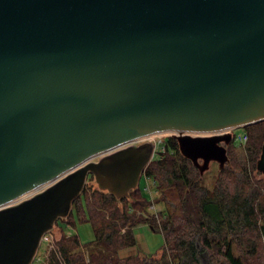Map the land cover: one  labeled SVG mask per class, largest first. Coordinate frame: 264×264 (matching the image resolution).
<instances>
[{"label": "water", "instance_id": "95a60500", "mask_svg": "<svg viewBox=\"0 0 264 264\" xmlns=\"http://www.w3.org/2000/svg\"><path fill=\"white\" fill-rule=\"evenodd\" d=\"M263 121L264 0H0V264H32L88 178L127 198L135 142L203 176Z\"/></svg>", "mask_w": 264, "mask_h": 264}, {"label": "trees", "instance_id": "16d2710c", "mask_svg": "<svg viewBox=\"0 0 264 264\" xmlns=\"http://www.w3.org/2000/svg\"><path fill=\"white\" fill-rule=\"evenodd\" d=\"M243 133L246 143L227 147L229 163L217 169L209 187L170 138L142 174L155 182L153 201L139 186L116 199L85 185L68 217L58 221L67 227L74 226V218L88 222L93 240L82 244L57 221L54 244L64 264H264V176L256 171L264 123ZM157 204L163 210L149 214L147 209ZM143 225L162 235L161 249L120 258V250L136 244L133 229ZM49 264H58L55 253Z\"/></svg>", "mask_w": 264, "mask_h": 264}, {"label": "rangeland", "instance_id": "374dc122", "mask_svg": "<svg viewBox=\"0 0 264 264\" xmlns=\"http://www.w3.org/2000/svg\"><path fill=\"white\" fill-rule=\"evenodd\" d=\"M260 123H264L263 122H260ZM259 124V123H257ZM255 125V124H254ZM252 126V125H251ZM233 132V135L235 137H237L238 135L240 134H243L244 131H241L240 129H236ZM161 135H164V134H161ZM155 138H151L153 141L156 140L158 141L160 139V135H156L154 136ZM163 137H165L166 139V135H164ZM162 137V138H163ZM236 142L238 143L236 146L238 147L240 144L239 142L236 140ZM163 144L164 143H160L157 147H156V152L159 153L160 151H162V147H163ZM236 153H240L241 151V148H236L234 150ZM157 153L153 156V159H155L157 157ZM217 169H218V165L215 164V163H211L210 164V167H209V170L206 171L204 174H203V184L206 185V186H211L212 183L214 182L216 176H217ZM91 186L92 188L94 189H98L97 188V185L95 184L94 180H90V178H88L86 180V186ZM138 186L143 187V183H142V179L140 178V181L138 183ZM154 198H156L158 196V194H153ZM155 210L156 211H161L163 210V206L162 204H157L155 206ZM56 225L59 226V228L62 229V231L66 234H74L76 235L80 242L82 244H87L89 242H91L93 240V233H92V229H91V226L88 222H81L79 221L77 218H74V226L73 227H67L66 225H64V223L62 222H57ZM140 230L142 231V242H141V245L144 247L145 251H139L140 253H144V254H149V255H152V254H155L158 250L161 249V247L163 246V238H162V235L158 232H153L148 226L146 225H143V226H140L139 227ZM49 233V237L51 236V238H53V241H54V238L55 236L58 235V227H55L53 228ZM42 252L43 250L39 249V251L37 252L36 254V257H41L43 256L42 255ZM32 264H38L36 262H33Z\"/></svg>", "mask_w": 264, "mask_h": 264}, {"label": "built area", "instance_id": "2783aa9c", "mask_svg": "<svg viewBox=\"0 0 264 264\" xmlns=\"http://www.w3.org/2000/svg\"><path fill=\"white\" fill-rule=\"evenodd\" d=\"M151 138H153V137L151 136V137H148L145 139H141L139 141H150L153 143V145L155 147H157L160 144V140H158V141L154 140L153 141ZM235 139L239 142L240 145H243L247 141V136H246V134L243 133V134L238 135ZM162 150H163V147H162ZM140 178L142 179V183H143V187H142L143 193L145 194V196L147 197V199L149 201H153L155 199L153 194H158V192L155 188V182L151 178L143 176V175H141ZM26 197H28V196H26ZM26 197H24V198H26ZM155 206L156 205H152L147 209V212L151 215H154V216H156V214L159 212V211L155 210ZM39 249L43 250V252H42L43 256L36 257V255H35L33 262H36L38 264H49L50 254L55 253L56 258L58 260V264H64L63 260L61 259L60 255L58 254V252L56 250L53 238H51V236L49 237V233L45 234L42 237ZM39 249H38V251H39ZM37 252H36V254H37Z\"/></svg>", "mask_w": 264, "mask_h": 264}, {"label": "crops", "instance_id": "0c3cea01", "mask_svg": "<svg viewBox=\"0 0 264 264\" xmlns=\"http://www.w3.org/2000/svg\"><path fill=\"white\" fill-rule=\"evenodd\" d=\"M139 227H136V228L133 229V235H134L135 242H136L135 246L120 250L118 252V256L120 258H127V257L134 256V255L140 253L139 252L140 250L141 251H145L144 247L141 245V242H142V231L140 230ZM146 255H149V254L146 253Z\"/></svg>", "mask_w": 264, "mask_h": 264}, {"label": "flooded vegetation", "instance_id": "af4514ba", "mask_svg": "<svg viewBox=\"0 0 264 264\" xmlns=\"http://www.w3.org/2000/svg\"><path fill=\"white\" fill-rule=\"evenodd\" d=\"M241 131H244L245 130V128H239ZM160 136H164V135H166V139H165V137H160V143H164L163 144V147H164V145L165 144H167V142H168V139L170 138V139H172V140H174L173 138H171V136L169 135V134H164V135H161V134H159ZM232 135H233V132H232ZM154 136H156V135H154ZM154 136H152L153 138H155ZM236 137L233 135V141L231 142V144L230 145H234V146H236L238 143L236 142V139H235ZM143 142H145V141H137V142H135L134 144L135 145H139V144H141V143H143ZM229 145V146H230ZM229 146H227V147H229ZM226 147V148H227ZM157 150H156V147L154 146V148H153V156L157 153L156 152Z\"/></svg>", "mask_w": 264, "mask_h": 264}]
</instances>
